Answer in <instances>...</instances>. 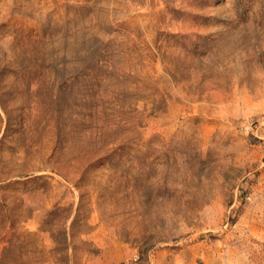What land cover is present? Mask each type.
<instances>
[{
	"label": "rangeland",
	"instance_id": "1",
	"mask_svg": "<svg viewBox=\"0 0 264 264\" xmlns=\"http://www.w3.org/2000/svg\"><path fill=\"white\" fill-rule=\"evenodd\" d=\"M0 264H264V0H0Z\"/></svg>",
	"mask_w": 264,
	"mask_h": 264
}]
</instances>
